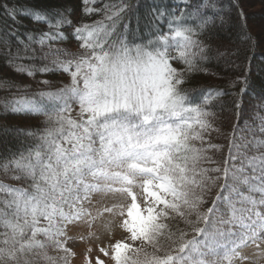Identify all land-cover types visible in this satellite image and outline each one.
<instances>
[{"label": "snow or ice", "instance_id": "6c2138e0", "mask_svg": "<svg viewBox=\"0 0 264 264\" xmlns=\"http://www.w3.org/2000/svg\"><path fill=\"white\" fill-rule=\"evenodd\" d=\"M70 2L33 4L30 13L5 8L6 67L66 82L53 87L45 79L31 92L0 85L12 94L0 101V119L35 122L0 124V133L28 145L0 152V264H71V233L94 227L97 196L112 200L103 209L111 217L106 228L123 236L100 247L106 259L97 256L95 264H264V140L244 145L233 132L222 166L214 158L222 149L212 143L219 132L213 102L235 89L232 107H240L251 47L213 50L218 13L207 10L216 0H152L142 17L146 38L138 37L139 19L129 26L138 2L90 8L98 0H81L83 17L104 16L94 23L77 19ZM22 18L40 26L26 38ZM71 41L75 52L60 46ZM255 47L264 50V40ZM220 57L236 70L232 79L207 67ZM199 75L217 76L222 85L197 91ZM91 251L86 264H93Z\"/></svg>", "mask_w": 264, "mask_h": 264}, {"label": "trees", "instance_id": "16d2710c", "mask_svg": "<svg viewBox=\"0 0 264 264\" xmlns=\"http://www.w3.org/2000/svg\"><path fill=\"white\" fill-rule=\"evenodd\" d=\"M63 2L64 0H0V5H3V7H0V31L11 26L5 12V8L9 5L11 8H15L17 12L26 10L30 13L32 11L30 5L40 4L41 6L52 7ZM113 2L115 0H98L94 5L90 3L89 7L102 8L105 3ZM133 2H138L142 6L130 18L129 26L130 28H135L137 19H139L142 31H138V37L146 38L149 36V30L142 17L147 12L152 0H133ZM165 2L174 5L177 0H165ZM216 2L217 7L215 9L207 10L209 15H212L213 12L218 13L217 16L213 17L215 20L213 35L211 36L214 42L213 50L217 46L220 47L222 52H226L229 49L249 50L251 47V51L254 53L248 56L252 71L249 74L246 91L240 97V107L237 109L232 107V100L236 96L235 89L231 90L232 95L221 98L219 103L213 102L216 103V107L212 110L218 116L216 126L219 128V132L212 133V143L219 145L222 149L215 153L214 158L219 160L222 166L228 153V138L233 132H235L237 142L244 145L249 144L253 139L257 141L264 140V133L261 132V129L264 128V54H262L264 50L255 47L260 41L264 40V0H216ZM80 4L81 0H71L69 5L70 10L76 9L77 19L83 18L84 22L87 23L104 20L102 14L83 17ZM17 24H22V27L19 28L21 38H26V30L39 29L40 27L28 18L18 19ZM137 42L141 41L138 39ZM224 60L225 57L214 59L207 67L218 76H224L225 72H227L226 79H232L233 71L236 70L229 71L231 65H226ZM236 63L239 64L240 61ZM6 64L7 61L0 57V85L4 82L16 83L27 86L31 92L43 87L40 81L45 79L50 80L53 87L61 82H66V77L40 73L35 78H30L26 73L17 74L13 67H6ZM196 82L199 86L197 91H199V88H209L211 90L222 85V81L217 76L199 75L196 78ZM4 99H12V94L0 91V101ZM2 115L3 112L0 109V116ZM34 123V121L19 118L0 119V124L21 128H29ZM27 146V143L23 142L22 139H17L15 133H10L9 135L0 133V152L6 150L15 151L18 148L23 150ZM51 254L55 255V253Z\"/></svg>", "mask_w": 264, "mask_h": 264}, {"label": "rangeland", "instance_id": "374dc122", "mask_svg": "<svg viewBox=\"0 0 264 264\" xmlns=\"http://www.w3.org/2000/svg\"><path fill=\"white\" fill-rule=\"evenodd\" d=\"M60 46L65 47L73 52L77 51L78 49V44L75 41H71L70 43ZM73 116H75V113H73ZM111 203V199L102 198L100 196L95 197L92 206V213L93 216H97V219L95 221L94 227L88 229L87 226H83L81 228L75 229L71 233L73 236L77 237L75 242H69L68 244V247L72 248V250L76 253L75 258L71 261V264H86V256L89 255V248L92 249L90 255L93 258V264H95V258L97 256H99L101 259H106L98 251V249L100 247H108L111 243H114L116 240L122 238L123 233L119 229L109 232L106 228L107 222L111 219V217L108 214L103 213V209L106 206H110ZM90 233L92 234L91 238H89ZM80 236H83L84 239L80 240ZM254 251V249L249 248L245 250L244 254L249 255L251 258V254L254 253ZM106 264H111V261H107Z\"/></svg>", "mask_w": 264, "mask_h": 264}]
</instances>
